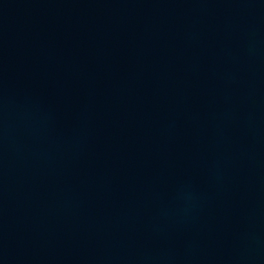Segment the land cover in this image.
<instances>
[{"label":"water","instance_id":"95a60500","mask_svg":"<svg viewBox=\"0 0 264 264\" xmlns=\"http://www.w3.org/2000/svg\"><path fill=\"white\" fill-rule=\"evenodd\" d=\"M0 264H264V0H0Z\"/></svg>","mask_w":264,"mask_h":264}]
</instances>
